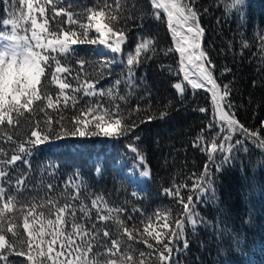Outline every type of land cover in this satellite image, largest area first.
Returning a JSON list of instances; mask_svg holds the SVG:
<instances>
[{
  "label": "snow or ice",
  "instance_id": "1",
  "mask_svg": "<svg viewBox=\"0 0 264 264\" xmlns=\"http://www.w3.org/2000/svg\"><path fill=\"white\" fill-rule=\"evenodd\" d=\"M0 2L8 5L6 12L9 18L2 21V26H11L10 31L0 30V264H151L149 258L153 253L158 264H182L179 256L190 247L188 226L195 232L197 225L204 223L196 210L197 205L204 203L205 197L217 199L216 177L210 164L205 165L192 186L193 193L186 200L181 196V189L187 187L186 184H174L173 188L164 189L167 196L182 205V210L176 215L171 209H166L146 216L133 205L131 211L141 213L143 217L140 223L148 221L142 233L135 223L128 226L127 221L135 219L132 215L121 217L126 209L109 206L104 196L96 194L90 205L86 204L84 200L92 194L82 195L81 184L72 177L68 178L65 188L75 189V194L61 193L63 204L57 198L48 197L47 193L40 203L35 202V196L22 203L17 197L28 189L30 177L25 172L13 183L9 170L20 171L18 162L31 169L29 157L41 148L49 152L59 151L66 147L65 142L69 139L109 138L119 141L130 138L133 143L128 147L142 166L140 177L146 179L150 176L146 156L135 143L141 139L136 129L157 117L145 115L152 107L151 92L145 89L144 94L138 95L137 89L141 85L136 82L135 68L145 54L155 53L154 39L142 37L134 53L127 54L126 75L115 79L108 87L97 85L106 75H111L113 64L124 63L120 54L122 46L127 43L129 21L143 20L149 15L159 19L160 9L167 14L168 29L176 44L175 49H167L164 54L172 51L180 54V70L193 90L211 86L208 91L211 92L215 125L210 122L208 127L219 126L220 131L210 141V148L202 147L201 150L208 154L212 164L217 152L225 153L216 165V172L224 171L223 166L234 159L235 151H249L246 141L264 150V137L235 119L232 103L225 100L231 92L229 86L224 85L221 90L212 71L205 68V64H211V61L207 51L201 48L204 29L200 27L195 10L198 0H191V3L150 0L151 14L139 8L135 0H99L95 7H88L83 12H73L64 7L57 9L58 0ZM245 3L246 0H231L226 7L242 19ZM49 5L54 12L51 17L54 25L46 15ZM36 13L43 19H38ZM61 15L67 20L57 19ZM64 23L69 26L67 29L62 27ZM183 25L187 26L186 33ZM139 26L143 27V24ZM261 40L264 42V34ZM78 44L103 46L98 50V54L104 56L103 61L97 66L80 59L77 60L80 68L73 69L69 61L77 52L73 46ZM242 47L248 45L242 42ZM105 50L114 55H105ZM185 61L198 68L195 79L190 78ZM85 65L93 70L88 71ZM68 77L76 82L75 85L69 82ZM53 86L57 89L55 94L51 90ZM174 87L181 94L185 91L180 83ZM133 98L137 100L135 106L131 105ZM82 100L84 104L77 107ZM141 101L146 103L141 105ZM221 102L227 104V111ZM69 109L76 110L71 117L65 115ZM166 115V111L162 112L159 118ZM224 132L227 134L217 143ZM234 136L237 138L233 142ZM198 140L203 141L204 137H198ZM196 147L201 146L197 144ZM9 152L12 153L10 156ZM95 171L99 175L102 170L97 167ZM5 184L14 188L15 194L9 192ZM40 185L53 189L51 183L44 185L43 180L37 187ZM133 195L137 193L133 192ZM42 209H47V214ZM53 216L54 219L49 218ZM153 220L162 222L159 231L152 227ZM149 238L155 241V245L149 243ZM140 244L152 251L146 252L139 247ZM74 253L75 258H70ZM89 254H92L91 258Z\"/></svg>",
  "mask_w": 264,
  "mask_h": 264
},
{
  "label": "trees",
  "instance_id": "2",
  "mask_svg": "<svg viewBox=\"0 0 264 264\" xmlns=\"http://www.w3.org/2000/svg\"><path fill=\"white\" fill-rule=\"evenodd\" d=\"M98 2L99 0H58L56 7L83 12L88 7H95ZM135 3L145 12L152 13L150 0H135ZM181 3H191V0H181ZM230 3L231 0H198L195 4L200 27L204 29L201 48L207 51L211 64L206 66L212 71L213 78L221 90L224 85L231 89L225 100L232 103L231 111L235 113V119L250 131H258L260 136L264 137V42L261 40V35L264 34V0H246L241 13L242 19H238L237 15L233 14L234 10L230 11L226 7ZM7 7V4L0 2V30L10 31L11 26H2V21L9 18ZM24 11H27L26 7ZM159 14V19L149 15L143 20L129 21L127 43L122 46L120 54L124 63L113 64L111 75H106L97 85L108 87L112 81L126 75L127 54L134 53L142 37L154 39L155 53L145 54L140 65L135 68L136 82L141 85L137 89L138 95L144 94L145 89L151 92L152 107L145 115L154 114L157 117L136 129V134L141 139L135 143L146 156L150 176L144 178L141 183L143 178L139 173L142 166L128 147L129 143H133L130 138L119 141L109 138H74L67 140L66 147L56 152L41 148L29 157L31 169L20 162V171L10 168L13 183L25 172L30 177L28 189L22 191L17 198L24 203L35 196V202L40 203L47 193L48 197L57 198L63 204L61 193L75 194V189L65 188L69 182L68 178L72 177L81 184L82 195L92 194L84 200L86 204L90 205L91 198L96 194L104 196L109 206L126 209L121 217L132 215L135 219L127 221L128 226L131 227L135 223L142 233L148 221L140 223L143 218L141 213L151 216L157 210L171 209L176 215L182 210V205L176 203L173 197L167 196L164 189L184 183L187 187L181 189V196L186 200L187 196L193 193L192 186L197 177L203 173L205 165L210 164L216 177L217 199L205 197V202L197 205L196 210L204 223L197 225L195 232L188 226L190 247L179 259L182 264H264V150L246 141L249 151H235L234 159L223 166L224 171L216 172V165L225 153L217 152L215 163L212 164L208 160V154L201 150L202 147L210 148V141L215 133L220 131L219 126L208 127L210 122L215 125L211 94L202 88L193 90L184 80L177 52L164 54L167 49L175 48L167 28V19L160 12ZM36 15L38 19H43L38 13ZM46 15L50 24L54 25L55 21L51 20L54 12L50 5ZM57 19L66 21L67 17L61 15ZM141 23L143 27L139 26ZM62 27L67 29L69 26L64 23ZM184 28L187 32L186 25ZM242 42L248 47H242ZM73 47L77 49L69 61L73 69L80 68L77 63L80 59L97 66L104 59V56L98 54V50L103 49L101 45L78 44ZM105 55L114 54L105 50ZM85 67L88 71L93 70L89 65ZM194 68L198 72L195 65ZM141 77L144 79L141 80ZM190 78H196L192 71ZM68 79L75 85L76 82L71 77ZM177 83L185 89L183 94L174 87ZM121 88L123 90V85ZM51 90L53 94L57 91L55 86ZM136 103L137 100L133 98L131 105L135 106ZM140 103L143 105L146 102ZM82 104L83 100L77 107ZM223 106L227 111V104L223 102ZM202 108L205 111H200ZM75 111L69 109L65 115L71 117ZM165 111L167 115L160 119V113ZM226 134L221 133L216 142L220 143ZM201 136L204 137L203 141L198 140ZM236 138L233 137V142ZM197 144L201 147H196ZM11 154L9 152V156ZM97 167L102 170L99 175L95 171ZM75 173L78 175H74ZM41 180L44 185L51 183L53 189L48 190L43 185L37 187ZM4 186L15 194L14 188L7 184ZM133 192L137 195H133ZM193 200H196L194 194ZM133 205L139 208L141 213L132 212ZM42 210L47 214V209ZM49 218L54 219V216ZM44 222L46 223V220ZM19 223L22 224V221ZM161 226V221L153 220L152 227L159 231ZM20 230L22 231V228ZM149 243L155 245L151 238ZM139 247L146 252L152 251L144 244ZM89 255L91 258L92 254ZM70 258L74 259L75 253ZM149 259L151 264H158L155 253Z\"/></svg>",
  "mask_w": 264,
  "mask_h": 264
},
{
  "label": "rangeland",
  "instance_id": "3",
  "mask_svg": "<svg viewBox=\"0 0 264 264\" xmlns=\"http://www.w3.org/2000/svg\"><path fill=\"white\" fill-rule=\"evenodd\" d=\"M160 10L163 12V9H160ZM160 10H159V11H160ZM163 13H164V12H163ZM163 13H162V14H163ZM164 14H166V13H164ZM164 14H163V15H164ZM166 15H167V14H166ZM178 24H182V23H181V22H178ZM178 30H179V29H178ZM183 31L186 33V30H185V28H184V25H183ZM28 34L30 35V32H29ZM172 42H173V41H172ZM173 47H174V45H173ZM178 54H179V53H178ZM179 55H180V54H179ZM179 55H178V56H179ZM179 58H180V56H179ZM180 61H181V59H180ZM185 63H186V68H187L188 71L190 70V71H189V74L191 75V71H192V69L194 68V65H195V64H194V65H193V64H190V65H189V64H187L186 61H185ZM192 79H194V78H192ZM141 180H142L141 183H143L144 178L141 179Z\"/></svg>",
  "mask_w": 264,
  "mask_h": 264
},
{
  "label": "water",
  "instance_id": "4",
  "mask_svg": "<svg viewBox=\"0 0 264 264\" xmlns=\"http://www.w3.org/2000/svg\"><path fill=\"white\" fill-rule=\"evenodd\" d=\"M180 2H181V0H180ZM163 14H164V13H163ZM164 15H165L166 18H167V15H166V14H164ZM169 32L171 33L170 30H169ZM202 40H203V37L201 38L200 43H202ZM205 68L208 69L207 66H206V64H205ZM192 74H196V75L198 74V72H197V70H196L195 68L192 69ZM209 87H211V86H210V85H207V86L205 87V89L208 90ZM209 93L211 94V92H209ZM221 94H222V93H221ZM221 103H223V102H221Z\"/></svg>",
  "mask_w": 264,
  "mask_h": 264
},
{
  "label": "bare ground",
  "instance_id": "5",
  "mask_svg": "<svg viewBox=\"0 0 264 264\" xmlns=\"http://www.w3.org/2000/svg\"><path fill=\"white\" fill-rule=\"evenodd\" d=\"M161 11V10H160ZM162 12V11H161ZM163 13V12H162ZM173 43H174V46L176 47V44H175V42L173 41ZM190 71V70H189Z\"/></svg>",
  "mask_w": 264,
  "mask_h": 264
}]
</instances>
